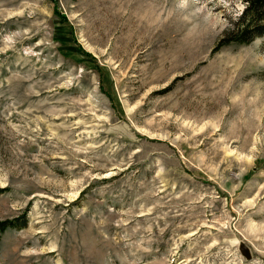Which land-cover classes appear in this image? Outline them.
Listing matches in <instances>:
<instances>
[{
  "label": "rangeland",
  "instance_id": "obj_1",
  "mask_svg": "<svg viewBox=\"0 0 264 264\" xmlns=\"http://www.w3.org/2000/svg\"><path fill=\"white\" fill-rule=\"evenodd\" d=\"M245 4L0 0V264H264Z\"/></svg>",
  "mask_w": 264,
  "mask_h": 264
},
{
  "label": "trees",
  "instance_id": "obj_2",
  "mask_svg": "<svg viewBox=\"0 0 264 264\" xmlns=\"http://www.w3.org/2000/svg\"><path fill=\"white\" fill-rule=\"evenodd\" d=\"M245 8L242 14L234 22L229 39L223 40L222 46L231 41L239 43H249L256 38L264 37V0H244ZM15 226L13 221H0V231L6 230L10 226Z\"/></svg>",
  "mask_w": 264,
  "mask_h": 264
},
{
  "label": "water",
  "instance_id": "obj_3",
  "mask_svg": "<svg viewBox=\"0 0 264 264\" xmlns=\"http://www.w3.org/2000/svg\"><path fill=\"white\" fill-rule=\"evenodd\" d=\"M240 250L247 259L252 258L251 248L245 242H242L240 244Z\"/></svg>",
  "mask_w": 264,
  "mask_h": 264
}]
</instances>
